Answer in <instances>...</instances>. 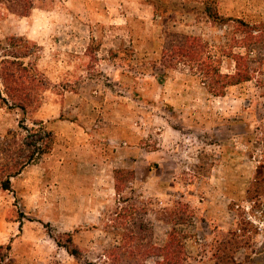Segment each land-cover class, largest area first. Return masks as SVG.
Instances as JSON below:
<instances>
[{
    "label": "rangeland",
    "instance_id": "rangeland-1",
    "mask_svg": "<svg viewBox=\"0 0 264 264\" xmlns=\"http://www.w3.org/2000/svg\"><path fill=\"white\" fill-rule=\"evenodd\" d=\"M34 7L54 10L36 41ZM185 37L250 81L215 96L172 55ZM2 60L0 181L21 170L0 187V264H264V0H0ZM21 121L49 154L30 162Z\"/></svg>",
    "mask_w": 264,
    "mask_h": 264
},
{
    "label": "trees",
    "instance_id": "trees-1",
    "mask_svg": "<svg viewBox=\"0 0 264 264\" xmlns=\"http://www.w3.org/2000/svg\"><path fill=\"white\" fill-rule=\"evenodd\" d=\"M207 11H208L209 18L212 21L220 22L224 20V18L214 13L211 8H207ZM237 24L240 26H243L244 34L247 35V37H250L247 43H244V44L253 46L254 42L257 43L260 41L259 39L263 31L260 30L259 26L249 27L248 25L244 24L242 21H238ZM201 46H202L201 43L196 38L185 37L184 40H182L178 46L174 47V50H172V55L176 56V58H179V59H185L191 64L192 63L196 64L199 67L200 72H202L204 79L209 83L213 91L215 90V92L218 93V94H214L215 96H223L222 91L227 89V87L240 84L242 82L250 81L253 70L247 67L243 63L242 56L241 57L239 56L237 58L235 75L229 76L227 74H222L219 67H215L214 65H212V63L210 62V55L207 58L208 63L203 62L202 57H201V55L203 54V51L201 50ZM3 63L7 64L8 62L3 61V60L0 61V65H2ZM15 65L17 66L15 68L16 72L19 73V72L25 71L23 62L17 61ZM213 82H216V83H213ZM221 88H222V91H221ZM4 90L6 91L5 93H6L7 98L10 99L13 104L15 103L19 104L20 107L24 108L23 103L25 102L26 99L23 97L22 98L17 97L14 94V88H12L11 86H5ZM0 100H2L4 103L5 99L3 97H0ZM19 127L24 129L26 133L25 146H26V150L28 153V159L30 160V162L37 161L43 155L50 153L52 146L54 144V137H53L52 132L48 131L44 127V124L41 121L37 123L35 122L34 127H27L24 124V121H21ZM22 166H25V162L23 163ZM20 170L21 168L19 169L17 168L13 175H6L4 179L0 181V187L2 190L11 191L10 177H13L14 175L19 174ZM119 173H121V171H117L116 174L114 172V180L116 183H117V177L115 175H118ZM262 174L263 173L261 171V168H259L256 173L257 179L258 178L260 179ZM116 183H115V190L118 191V188H117L118 186L116 185ZM171 236L172 235H170V238ZM66 250L71 255H78L77 249H73L72 251H70L68 248H66ZM167 254H169L168 250H167Z\"/></svg>",
    "mask_w": 264,
    "mask_h": 264
},
{
    "label": "crops",
    "instance_id": "crops-1",
    "mask_svg": "<svg viewBox=\"0 0 264 264\" xmlns=\"http://www.w3.org/2000/svg\"><path fill=\"white\" fill-rule=\"evenodd\" d=\"M41 11L42 10H40V8L34 7V8L31 9V11L29 12L28 15H25V16L22 17V19H24V22L26 23V25L28 26L29 29L24 31V32H22V33H20L19 35H24L27 38H31L32 40L36 39V35H34L33 33L29 32V30L31 29V26L33 25V22H35L36 18L39 17L38 15H40V13H43L42 16L46 17L50 23H53V21H54L53 20L54 10H49V11L45 10L44 12H41ZM70 16H71L72 19H74L73 15H70ZM156 154H157V152H156ZM226 185H227V183H226ZM235 190H236V188H235ZM225 195H226V197L228 196V198L230 200H234V201L238 198L237 196H234V194H233V196H229V193H227V192H225ZM160 203H161V201H160ZM225 230H227V229H225Z\"/></svg>",
    "mask_w": 264,
    "mask_h": 264
}]
</instances>
